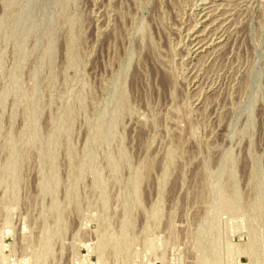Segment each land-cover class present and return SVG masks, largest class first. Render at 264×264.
I'll return each mask as SVG.
<instances>
[{"label": "rangeland", "instance_id": "374dc122", "mask_svg": "<svg viewBox=\"0 0 264 264\" xmlns=\"http://www.w3.org/2000/svg\"><path fill=\"white\" fill-rule=\"evenodd\" d=\"M0 264H264V0H0Z\"/></svg>", "mask_w": 264, "mask_h": 264}]
</instances>
